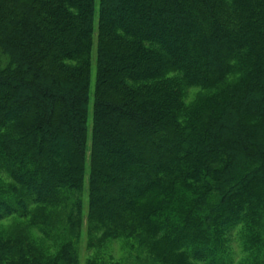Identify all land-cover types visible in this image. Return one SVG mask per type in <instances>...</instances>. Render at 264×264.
I'll return each mask as SVG.
<instances>
[{
    "label": "trees",
    "instance_id": "obj_1",
    "mask_svg": "<svg viewBox=\"0 0 264 264\" xmlns=\"http://www.w3.org/2000/svg\"><path fill=\"white\" fill-rule=\"evenodd\" d=\"M83 234L264 264V0H0V264Z\"/></svg>",
    "mask_w": 264,
    "mask_h": 264
},
{
    "label": "rangeland",
    "instance_id": "obj_2",
    "mask_svg": "<svg viewBox=\"0 0 264 264\" xmlns=\"http://www.w3.org/2000/svg\"><path fill=\"white\" fill-rule=\"evenodd\" d=\"M92 53H95V43L93 45ZM94 68L91 75L90 92L94 87ZM201 90V89H199ZM196 88L188 89V97L192 101L202 95ZM89 125H90V114H91V100L89 103ZM85 201V200H84ZM86 203L84 202V208ZM86 235L83 234L82 239L78 244V255L79 264H87L88 260L93 258L96 264H151V259L147 255L145 250H141L137 245H132L130 241H110L103 244L98 249H87L86 246Z\"/></svg>",
    "mask_w": 264,
    "mask_h": 264
}]
</instances>
